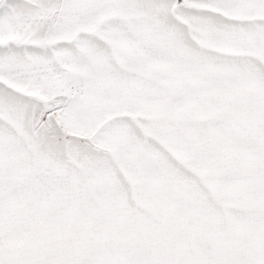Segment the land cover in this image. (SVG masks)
I'll use <instances>...</instances> for the list:
<instances>
[{
    "label": "snow or ice",
    "instance_id": "snow-or-ice-1",
    "mask_svg": "<svg viewBox=\"0 0 264 264\" xmlns=\"http://www.w3.org/2000/svg\"><path fill=\"white\" fill-rule=\"evenodd\" d=\"M0 264H264V0H0Z\"/></svg>",
    "mask_w": 264,
    "mask_h": 264
}]
</instances>
